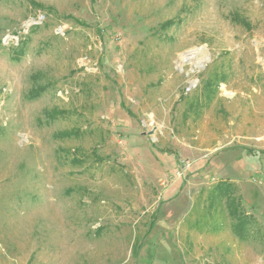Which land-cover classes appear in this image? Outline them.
<instances>
[{
    "label": "rangeland",
    "instance_id": "obj_1",
    "mask_svg": "<svg viewBox=\"0 0 264 264\" xmlns=\"http://www.w3.org/2000/svg\"><path fill=\"white\" fill-rule=\"evenodd\" d=\"M33 1L0 0V264H264V0Z\"/></svg>",
    "mask_w": 264,
    "mask_h": 264
},
{
    "label": "trees",
    "instance_id": "obj_2",
    "mask_svg": "<svg viewBox=\"0 0 264 264\" xmlns=\"http://www.w3.org/2000/svg\"><path fill=\"white\" fill-rule=\"evenodd\" d=\"M27 2H29L30 3V5L32 6V7H40L41 9H45V11L47 12L46 13V15L48 14H51L53 11H52V9H49V8H43V7H41L40 5H38V4H36L33 0H27ZM34 28L35 29H37V28H39V26L38 25H35L34 26ZM21 52H22V50H17V52L15 51V54H16V56L14 57V58H18V55L17 54H19V55H22L21 54ZM216 79V78H215ZM214 79V80H215ZM214 82H213V80H212V82L211 81H208V83H207V86H209V85H211V84H213ZM36 89H33L32 90V92H31V94H30V97L31 98H33L34 97V95H36ZM62 114H64V113H58V112H52L50 115H49V117L50 118H52V119H56L57 117H58V115H62ZM78 134V131H68V132H62L61 134H59L58 135V137L59 138H61V139H69V138H71L72 136H76ZM98 160H100V161H102V159L101 158H98ZM239 224V223H238ZM244 228V226H243V223H240V225H238L237 227H236V229L234 230L235 231V233L236 234H238L240 237H242V229Z\"/></svg>",
    "mask_w": 264,
    "mask_h": 264
},
{
    "label": "crops",
    "instance_id": "obj_3",
    "mask_svg": "<svg viewBox=\"0 0 264 264\" xmlns=\"http://www.w3.org/2000/svg\"><path fill=\"white\" fill-rule=\"evenodd\" d=\"M169 203H170V200H166V202L164 204L167 205ZM176 213H177V211H172L168 208L167 209L165 208V209H163V211L160 214H158L160 216L154 222L152 221L150 223V226L154 227V228H158L162 223H164L165 218L177 216Z\"/></svg>",
    "mask_w": 264,
    "mask_h": 264
},
{
    "label": "bare ground",
    "instance_id": "obj_4",
    "mask_svg": "<svg viewBox=\"0 0 264 264\" xmlns=\"http://www.w3.org/2000/svg\"><path fill=\"white\" fill-rule=\"evenodd\" d=\"M262 137V136H261Z\"/></svg>",
    "mask_w": 264,
    "mask_h": 264
}]
</instances>
